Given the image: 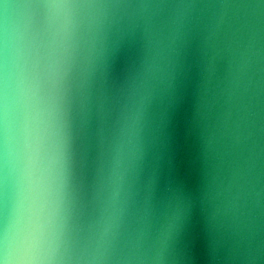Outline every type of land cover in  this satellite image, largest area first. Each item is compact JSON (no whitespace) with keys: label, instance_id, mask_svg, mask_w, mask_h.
Masks as SVG:
<instances>
[{"label":"clouds","instance_id":"1","mask_svg":"<svg viewBox=\"0 0 264 264\" xmlns=\"http://www.w3.org/2000/svg\"><path fill=\"white\" fill-rule=\"evenodd\" d=\"M194 27L204 60L228 61L223 112L213 117L207 87L196 109L208 221L233 264H264V0H0V264H181L191 201L178 190L153 199L142 176ZM137 30L138 64L95 96L86 176L92 86Z\"/></svg>","mask_w":264,"mask_h":264},{"label":"water","instance_id":"2","mask_svg":"<svg viewBox=\"0 0 264 264\" xmlns=\"http://www.w3.org/2000/svg\"><path fill=\"white\" fill-rule=\"evenodd\" d=\"M151 2L177 3L181 0ZM183 2L201 4L219 0ZM143 46L142 34L137 30L113 49L97 73L92 86V102L84 115V131L79 141V153L86 176H90L94 170L99 151L97 130L101 120L95 96L100 90L110 94L119 87L138 64ZM221 47L217 43V48ZM203 56L201 36L198 28L194 27L180 45L171 101L163 114L159 140L150 150L142 180L151 178L153 199L158 198L161 192L178 190L191 201L189 216L178 243V249L184 257L181 264H233L228 259L225 240L209 224L207 207L203 203L205 161L200 129L196 124V109L206 87L216 93L213 117L223 112L228 61L222 51L208 61Z\"/></svg>","mask_w":264,"mask_h":264}]
</instances>
